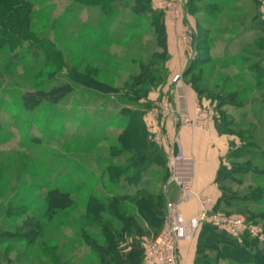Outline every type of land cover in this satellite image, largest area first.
<instances>
[{
  "label": "rangeland",
  "instance_id": "1",
  "mask_svg": "<svg viewBox=\"0 0 264 264\" xmlns=\"http://www.w3.org/2000/svg\"><path fill=\"white\" fill-rule=\"evenodd\" d=\"M147 1L149 9L143 10L135 0H115L111 11L104 13L82 0H29L31 30L42 47L24 44L14 51L0 47V264H97L95 252L80 237L89 195L134 191L110 182L103 171L127 155L119 150L117 139L126 124L122 110L140 108L144 122L152 114L153 127L146 125L151 138L159 136L166 145L176 140L167 130V123L175 120L172 107L164 118L156 108L172 104L171 87L173 95L182 97L180 79L173 84L172 78L190 59L194 64L182 82L202 95L197 103L211 114L205 129L223 112L225 125L217 130L232 145H257H243L231 156L227 151L223 162L230 166L249 162L258 172L238 171L221 183L230 191L252 194L246 211L255 216L251 222L264 226V175L259 173L264 171V84L248 74L254 64L264 63V43L254 41L241 50L235 43L232 52L224 54L227 62L234 58L229 67L220 65L219 51L215 55L209 51L230 46L231 35L220 34L218 28L234 24L230 28L234 33L236 27L253 22L256 13V20L262 19L264 0H228L222 5L214 3L217 0ZM208 10L218 14V27L209 22ZM161 22L164 33L158 31ZM149 63L158 72V82L146 99L136 102L142 86L135 77ZM74 73L109 90L79 85L72 79ZM64 83L71 90L59 99L42 97L36 106H24L23 97L29 93ZM174 103L189 113L184 103ZM143 180L151 194L159 190L161 176L155 171L147 172ZM51 188L67 191L71 203L64 209H47L45 192ZM215 209L236 212L235 205ZM126 212L134 213L130 205ZM29 215L37 219L40 231L32 241L18 239L22 219ZM85 227L89 236L102 241L98 227Z\"/></svg>",
  "mask_w": 264,
  "mask_h": 264
},
{
  "label": "trees",
  "instance_id": "2",
  "mask_svg": "<svg viewBox=\"0 0 264 264\" xmlns=\"http://www.w3.org/2000/svg\"><path fill=\"white\" fill-rule=\"evenodd\" d=\"M82 1L92 3L98 6L102 12L108 13L111 11V5L115 0ZM135 3L143 10L149 9V1L147 0H135ZM30 10L29 0H0V47H7L11 51L24 44H28L34 49L42 47L41 43H37L39 41L38 36L31 30ZM255 16H253V23L262 32L259 42L264 43V19L256 20ZM154 21L156 19L153 18L152 22ZM157 27L160 33H164L162 22L158 23ZM194 61L192 59L189 62L185 74L189 72ZM152 65L149 63L147 66H143L135 77V82L142 86L140 93L134 98L136 102L142 98L146 99L150 88L154 86L155 82H158V72L154 68L152 69ZM251 68L253 72L259 69L258 72L254 73V78L258 84L260 82L264 84V63L254 64ZM85 77L88 76L85 75ZM72 79L85 87L103 91L109 90V87L92 78L89 80L74 73ZM70 90L69 83H64L45 92L29 93L23 97L24 106L34 107L42 97L55 101ZM196 91H198L196 92L198 95H201L199 90ZM134 99L131 100L135 101ZM122 113L126 115V124L117 135V139L120 143L119 150L125 151L127 155L122 162L107 165L103 171L110 182L115 185L132 186L134 191L111 193L106 197L89 195L85 212L81 216L85 224L80 230V237L86 247L95 252L97 264H142L144 242L153 238L162 228L166 216V202L170 199L166 191L170 170L163 145L149 135L140 108H125ZM224 114L220 112L214 118L218 130H221L222 126L225 125L223 122ZM251 143L241 142V145L236 146L232 145L233 142L230 141L228 154L231 156V153H236L237 150L243 149L246 145L257 147L256 144ZM261 153H264V150H261ZM227 164H220L216 173L215 182L220 194L217 197L215 208L221 204L225 206L235 205V213L243 214L247 220H256L255 216L246 211V199H251L252 194L244 195L230 191L221 183L222 180L233 178L234 173L238 171H241L242 175L249 172L256 173V167L248 165L249 162L232 164L231 166ZM150 171H155L161 176V185L155 194L148 191L143 180L146 173ZM259 173L264 175V171H259ZM256 191L253 192L254 195L258 193ZM45 199L47 209H64L71 203L70 194L58 188L47 189ZM126 205H130L134 213L126 212ZM240 207L242 208L240 209ZM227 212L231 213L230 211ZM36 220L32 215L23 218L17 238L28 241L34 240L40 231ZM85 226L98 227L102 241L98 242L89 236ZM224 260L237 264H264V243H261L248 232L234 235L208 222H202L199 225L193 264H222Z\"/></svg>",
  "mask_w": 264,
  "mask_h": 264
},
{
  "label": "crops",
  "instance_id": "3",
  "mask_svg": "<svg viewBox=\"0 0 264 264\" xmlns=\"http://www.w3.org/2000/svg\"><path fill=\"white\" fill-rule=\"evenodd\" d=\"M227 2L228 0H217L214 3H220L222 5ZM207 17L210 20L209 22H212V27H218V14L212 13L211 11L209 12L208 10ZM262 19H264L263 16ZM185 20L186 25L190 27L187 17L185 18ZM235 24L236 26H239L237 23ZM232 26L235 25L228 24L227 27L222 26L217 29L220 34L222 33L224 35H231V38L228 39L230 43L229 48L227 49L226 45H222L223 48L221 49H218L216 48V46H214L210 47L209 50L214 55L219 51L218 55L222 56L220 58V65H224L225 67H229L234 64V58L228 60L227 62L224 54H226L227 52H232L231 47H233L235 43L238 44V50H241L243 48H246L250 43L259 41V38L262 37L261 30H259V27L256 24L254 25L253 22H251L247 26H241L240 29H237L239 27H236L237 31H235L234 33H231L232 31L230 30ZM215 48L217 49V51H215ZM191 60L192 59H190L189 62ZM223 61H225V63H223ZM186 64L180 65V76L178 78L181 81L179 90L182 93V97L180 98V95H178V93L173 95V89L171 87L168 93V99L173 105H175V100L177 101V103H184L188 108L189 113L193 114L194 106L197 101H200V99L198 94L194 91V89H192V87H190L189 84L182 82L189 63L187 65ZM248 74L251 77L252 75H254L252 68L249 69ZM246 76L247 75L244 74V77ZM176 81H174L173 84ZM180 100L183 101L180 102ZM262 112L264 113V106L262 107ZM144 120L146 125H148V122H150L153 127L155 121L152 118V114L148 113L144 117ZM167 130L176 137V143H173V141H171V143H169L168 145L160 141H158V143L163 144V148L166 154L169 153L170 150L181 151L186 157L185 164H188L190 167V177L195 196L180 202L178 205L180 217L187 224V234L185 238L179 240L178 242V253L180 264H193L200 225H196L192 221L193 216L197 213L199 208V203L196 195H212L216 203L220 191L218 185L215 182V177L220 164L224 163V155L229 149L231 140H229L227 135L221 134L223 132H219L217 130L215 121H213L212 123L208 121L206 129L201 130L199 128L196 129L195 127H191L187 124H179L177 121L172 119L167 123ZM172 182L173 181H170L167 184L166 191L168 197L175 200L178 198V188L177 184L175 182L173 184Z\"/></svg>",
  "mask_w": 264,
  "mask_h": 264
},
{
  "label": "built area",
  "instance_id": "4",
  "mask_svg": "<svg viewBox=\"0 0 264 264\" xmlns=\"http://www.w3.org/2000/svg\"><path fill=\"white\" fill-rule=\"evenodd\" d=\"M176 3L179 4L178 1ZM170 4V2L167 3L168 6ZM179 76L180 74H176L172 78L173 82ZM170 106L172 107L173 118L182 125L188 124L191 127L205 129L206 120L211 118V114L198 103L194 106L193 114L184 110V107L176 108L173 104L156 108V114L164 118ZM155 141H159V136L155 137ZM173 143H176V140H173ZM166 159L170 166L167 183L174 181L177 184L178 198L173 201L169 199L166 202L167 212L161 230L154 238L144 242V264H178V242L187 234V224L180 217L178 205L180 202L195 196L190 177V167L185 164V155L179 150H170L166 154ZM196 197L199 208L192 218L194 224L208 222L234 235L248 232L258 240H264V229L260 224L247 220L243 214L226 213L215 209V199L212 195H196Z\"/></svg>",
  "mask_w": 264,
  "mask_h": 264
}]
</instances>
